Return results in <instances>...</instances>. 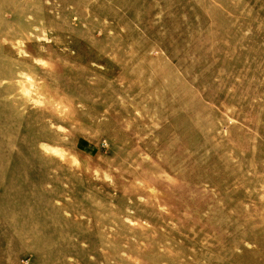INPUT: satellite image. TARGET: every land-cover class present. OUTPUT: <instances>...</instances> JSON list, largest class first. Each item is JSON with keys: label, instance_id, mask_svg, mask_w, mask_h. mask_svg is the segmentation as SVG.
Wrapping results in <instances>:
<instances>
[{"label": "rangeland", "instance_id": "obj_1", "mask_svg": "<svg viewBox=\"0 0 264 264\" xmlns=\"http://www.w3.org/2000/svg\"><path fill=\"white\" fill-rule=\"evenodd\" d=\"M0 264H264V0H0Z\"/></svg>", "mask_w": 264, "mask_h": 264}]
</instances>
